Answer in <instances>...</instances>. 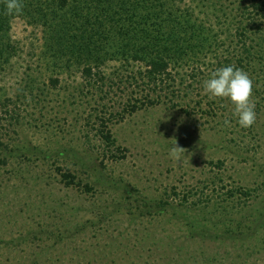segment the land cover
Segmentation results:
<instances>
[{"label":"rangeland","instance_id":"rangeland-1","mask_svg":"<svg viewBox=\"0 0 264 264\" xmlns=\"http://www.w3.org/2000/svg\"><path fill=\"white\" fill-rule=\"evenodd\" d=\"M159 1L199 38L174 27L194 50L153 97L136 78L143 64L112 55L110 21L97 30L111 39L102 79L88 85L83 65L59 68L46 53L37 15L11 19L0 64V264H264V61L244 60L257 111L249 128L226 126L233 106L201 89L251 43L236 27L262 36L246 23L251 15L264 30V10H251L264 0Z\"/></svg>","mask_w":264,"mask_h":264},{"label":"trees","instance_id":"trees-1","mask_svg":"<svg viewBox=\"0 0 264 264\" xmlns=\"http://www.w3.org/2000/svg\"><path fill=\"white\" fill-rule=\"evenodd\" d=\"M22 2L23 8L19 14L8 15L5 11L6 0H0V64L9 58L12 50L8 35L11 19L19 15H37L38 20H42L49 30L47 33L49 46L46 53L54 58L59 68L68 66L69 61L83 65L81 73L84 78H88V85L91 84L90 80L93 76L96 80L102 79L99 75V68L104 63L102 54L111 52L106 50L108 40H111L108 38L109 35L105 33L100 35L97 31L104 27V22L110 21L115 28L111 33L114 35L113 44H109L113 47L112 55L124 56L123 61L126 63L143 64V69L138 72L139 77L136 78H141L146 85L145 89L154 94L151 97L158 95V91L162 90L168 80H173L174 77L169 70L172 66H179L184 56L193 53L194 46L190 40L199 38L198 33H195L198 27L195 28L196 25L190 23V20L181 21L177 15H161L162 5L159 0H22ZM252 6L251 10L254 12L263 13L264 9L259 8V5ZM180 16L185 17V15ZM247 16L249 23L246 25L253 31L257 30L262 36L249 38L243 25L236 27L237 35L242 40L247 38L251 42L249 44L243 41L242 51L236 58L234 65L241 69L246 68L244 63L246 59L249 63L256 62V65L264 61V30L261 24H256L257 20L251 18V15ZM243 21L242 18L240 24H243ZM178 25L182 27H180L182 32L190 31L188 37L191 39L181 37V31L177 32L174 29ZM203 39L199 44H203ZM263 66L264 63L262 69ZM94 67L96 71L92 73ZM252 72L255 73V69H252ZM50 81L53 85L58 83L55 78H51ZM146 101L155 102V99L147 97ZM135 102L128 105L130 111L139 108ZM99 132L108 146L114 145L105 123H102ZM63 176L73 178L68 173H64Z\"/></svg>","mask_w":264,"mask_h":264},{"label":"clouds","instance_id":"clouds-1","mask_svg":"<svg viewBox=\"0 0 264 264\" xmlns=\"http://www.w3.org/2000/svg\"><path fill=\"white\" fill-rule=\"evenodd\" d=\"M22 8V0H6V14H19ZM201 89L210 99H226L233 106L231 118L224 120L226 126L233 119L238 127L244 129L254 124L256 111L252 99L253 81L243 69L234 64L217 67L201 82Z\"/></svg>","mask_w":264,"mask_h":264}]
</instances>
